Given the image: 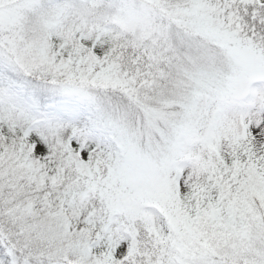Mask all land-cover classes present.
<instances>
[{
  "label": "snow or ice",
  "instance_id": "obj_1",
  "mask_svg": "<svg viewBox=\"0 0 264 264\" xmlns=\"http://www.w3.org/2000/svg\"><path fill=\"white\" fill-rule=\"evenodd\" d=\"M0 264H264V0H0Z\"/></svg>",
  "mask_w": 264,
  "mask_h": 264
}]
</instances>
